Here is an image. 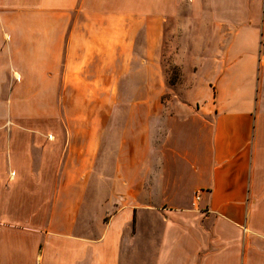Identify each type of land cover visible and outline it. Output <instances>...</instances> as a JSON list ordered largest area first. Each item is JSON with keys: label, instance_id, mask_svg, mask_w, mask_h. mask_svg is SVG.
<instances>
[{"label": "crops", "instance_id": "crops-1", "mask_svg": "<svg viewBox=\"0 0 264 264\" xmlns=\"http://www.w3.org/2000/svg\"><path fill=\"white\" fill-rule=\"evenodd\" d=\"M0 264H264V0H0Z\"/></svg>", "mask_w": 264, "mask_h": 264}, {"label": "rangeland", "instance_id": "rangeland-1", "mask_svg": "<svg viewBox=\"0 0 264 264\" xmlns=\"http://www.w3.org/2000/svg\"><path fill=\"white\" fill-rule=\"evenodd\" d=\"M187 17H190L191 13L186 12ZM168 28H170V33L172 36L178 37L172 40V55L174 60L170 57L164 65V80L166 84V92L162 97L163 103L166 105V110L169 114H189V109H184L181 104H189V90L190 84L193 82L194 78V67L189 56V51L191 50L192 44L190 43L191 36L198 34L197 27L194 25L193 21H182L178 22L176 20H170L168 23ZM159 33H162L160 30ZM142 47H145L146 32L142 31ZM166 43V47H167ZM143 49V48H142ZM168 52L169 49L166 48ZM196 110L195 107H193Z\"/></svg>", "mask_w": 264, "mask_h": 264}, {"label": "built area", "instance_id": "built-area-1", "mask_svg": "<svg viewBox=\"0 0 264 264\" xmlns=\"http://www.w3.org/2000/svg\"><path fill=\"white\" fill-rule=\"evenodd\" d=\"M201 195L199 193H196L194 196L195 203H198L200 201ZM245 230V228H244Z\"/></svg>", "mask_w": 264, "mask_h": 264}]
</instances>
